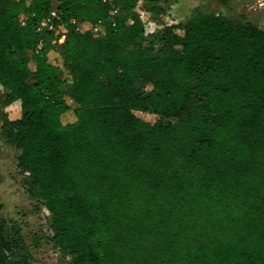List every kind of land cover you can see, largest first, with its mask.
<instances>
[{
    "label": "trees",
    "instance_id": "obj_1",
    "mask_svg": "<svg viewBox=\"0 0 264 264\" xmlns=\"http://www.w3.org/2000/svg\"><path fill=\"white\" fill-rule=\"evenodd\" d=\"M165 1L0 0L2 134L62 264H264V29L196 11L147 33ZM54 7L62 43L37 29ZM33 261L0 215V264Z\"/></svg>",
    "mask_w": 264,
    "mask_h": 264
},
{
    "label": "rangeland",
    "instance_id": "obj_2",
    "mask_svg": "<svg viewBox=\"0 0 264 264\" xmlns=\"http://www.w3.org/2000/svg\"><path fill=\"white\" fill-rule=\"evenodd\" d=\"M162 9L141 13L150 31L165 25H179L186 22L196 11L223 14L232 19L252 22L264 29V0H166ZM179 33L182 29L177 28ZM54 61L61 67L63 100L71 107L75 100L68 94L71 73L64 67L63 59ZM6 91L0 87V97ZM21 102L0 106V215L6 220L7 228L19 226L24 241L33 255L34 264H62V253L54 246L50 236L49 211L34 201L26 192L24 173L18 167L20 151L10 144L2 134V113L18 112Z\"/></svg>",
    "mask_w": 264,
    "mask_h": 264
},
{
    "label": "built area",
    "instance_id": "obj_3",
    "mask_svg": "<svg viewBox=\"0 0 264 264\" xmlns=\"http://www.w3.org/2000/svg\"><path fill=\"white\" fill-rule=\"evenodd\" d=\"M118 7L115 6L114 4H112V8H111V14L112 15H115L116 13H118ZM60 14L59 12L57 11V9L54 7L49 15H47L46 17H44L37 25V29L38 31L40 32H45L47 30H54V29H57V28H60L62 30V35L61 37L59 38L58 40V43H62L64 40H65V37H66V29L60 25L59 21H60ZM20 20L22 22V24H25V15L22 14L20 16ZM71 23H73L76 27V29H81L82 27V22L77 19V18H72L71 19ZM102 23V20H99L98 23L96 24V26L94 27V31H98L99 30V27ZM146 30H147V33L150 32V30L146 27Z\"/></svg>",
    "mask_w": 264,
    "mask_h": 264
}]
</instances>
